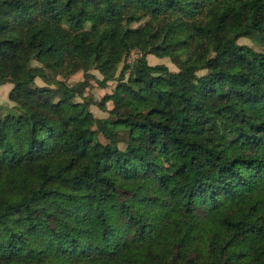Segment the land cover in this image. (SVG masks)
Returning a JSON list of instances; mask_svg holds the SVG:
<instances>
[{
    "label": "trees",
    "instance_id": "trees-1",
    "mask_svg": "<svg viewBox=\"0 0 264 264\" xmlns=\"http://www.w3.org/2000/svg\"><path fill=\"white\" fill-rule=\"evenodd\" d=\"M45 61L122 63L109 116L53 101ZM5 81L0 264H264V0H0Z\"/></svg>",
    "mask_w": 264,
    "mask_h": 264
},
{
    "label": "rangeland",
    "instance_id": "rangeland-1",
    "mask_svg": "<svg viewBox=\"0 0 264 264\" xmlns=\"http://www.w3.org/2000/svg\"><path fill=\"white\" fill-rule=\"evenodd\" d=\"M134 13V19L131 22V27L135 30L141 32L154 28L155 26L162 27L166 23V18L164 16L150 17L145 13L144 10H137L135 7L131 9ZM203 13H196L192 19H201ZM86 28H89V24H86ZM239 44H244L254 49L259 50L260 47L252 40L246 37H241L237 40ZM140 54L138 50H132L129 55L125 57V63H133V60ZM147 63L150 65H165L168 70L176 71L177 64L167 56L158 57L153 54H147L146 56ZM35 63V62H34ZM39 65L45 71L47 79L44 81L39 77L34 79V82L37 86L41 88H48L56 91L54 97H50L53 101H57L60 97L70 96L73 102H84L88 103V110L91 112L92 116L97 119H104L109 116V111L113 108V103L111 100H104V97L108 94L114 92L115 87L118 84L117 75L121 69L122 63L117 68L113 80L105 81L103 80V75L96 69H90L87 72L78 69L75 71H68V67L52 68L51 63L48 61L39 62ZM87 73V74H86ZM130 75L129 71H125L124 77L125 80L128 79ZM60 81L64 83L63 85L54 84V81ZM103 80V83H101ZM105 81V82H104ZM77 83H80L78 89L75 91H66L69 87L75 86ZM67 85V86H66ZM264 85V81H263ZM14 84L5 81L0 82V114L4 115L8 112L10 108L15 107L16 103L12 100V90ZM141 103L140 98L135 97L133 104L130 106V110H134ZM92 129H97L95 124H92Z\"/></svg>",
    "mask_w": 264,
    "mask_h": 264
}]
</instances>
